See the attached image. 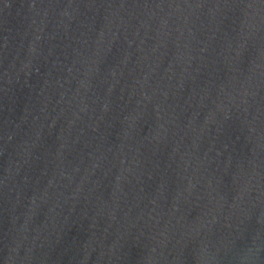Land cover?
<instances>
[{"label": "water", "instance_id": "water-1", "mask_svg": "<svg viewBox=\"0 0 264 264\" xmlns=\"http://www.w3.org/2000/svg\"><path fill=\"white\" fill-rule=\"evenodd\" d=\"M0 264H264V0H0Z\"/></svg>", "mask_w": 264, "mask_h": 264}]
</instances>
